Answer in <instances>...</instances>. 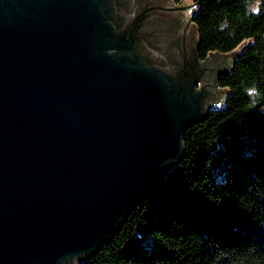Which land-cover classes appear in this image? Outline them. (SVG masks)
<instances>
[{"label":"water","instance_id":"water-1","mask_svg":"<svg viewBox=\"0 0 264 264\" xmlns=\"http://www.w3.org/2000/svg\"><path fill=\"white\" fill-rule=\"evenodd\" d=\"M173 1L0 0V264L89 260L225 100L241 47L201 59Z\"/></svg>","mask_w":264,"mask_h":264},{"label":"trees","instance_id":"trees-1","mask_svg":"<svg viewBox=\"0 0 264 264\" xmlns=\"http://www.w3.org/2000/svg\"><path fill=\"white\" fill-rule=\"evenodd\" d=\"M192 1L201 59L241 47L218 78L229 92L186 131L160 188L80 264H264V0L259 15L248 11L255 0Z\"/></svg>","mask_w":264,"mask_h":264},{"label":"clouds","instance_id":"clouds-1","mask_svg":"<svg viewBox=\"0 0 264 264\" xmlns=\"http://www.w3.org/2000/svg\"><path fill=\"white\" fill-rule=\"evenodd\" d=\"M259 5H260V0H255L254 4H251L248 6V11L253 15H259V11H260ZM226 23H227V21H224L221 24V26H220L221 30H223ZM245 92H246L247 96L249 97L252 106H255L258 102V97L260 96L259 89L255 86H252V87L246 88Z\"/></svg>","mask_w":264,"mask_h":264},{"label":"rangeland","instance_id":"rangeland-1","mask_svg":"<svg viewBox=\"0 0 264 264\" xmlns=\"http://www.w3.org/2000/svg\"><path fill=\"white\" fill-rule=\"evenodd\" d=\"M180 1H181V0H180ZM180 1H179V2H180ZM179 2H178V3H179ZM178 3H177V4H178ZM193 11H194V12L197 11V9H196V8L194 9L193 6H190V7H187V8L182 9V12H185V13H186V16H187V17H186V20H189V19H190V16H191V14H192ZM194 12H193V13H194ZM200 83H201V82H200ZM199 86H200V84L197 85V87H199Z\"/></svg>","mask_w":264,"mask_h":264},{"label":"flooded vegetation","instance_id":"flooded-vegetation-1","mask_svg":"<svg viewBox=\"0 0 264 264\" xmlns=\"http://www.w3.org/2000/svg\"><path fill=\"white\" fill-rule=\"evenodd\" d=\"M173 2L175 3V5L178 3L177 0H174ZM176 21H178V19H176ZM176 21H175V22H176ZM179 21H180V20H179ZM179 21H178V22H179ZM204 59H205V58H204ZM204 59H203V60H204Z\"/></svg>","mask_w":264,"mask_h":264}]
</instances>
